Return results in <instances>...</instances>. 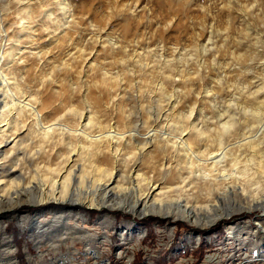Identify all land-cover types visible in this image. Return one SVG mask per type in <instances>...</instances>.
<instances>
[{"label": "rangeland", "instance_id": "374dc122", "mask_svg": "<svg viewBox=\"0 0 264 264\" xmlns=\"http://www.w3.org/2000/svg\"><path fill=\"white\" fill-rule=\"evenodd\" d=\"M0 16V73L16 100L35 98L44 121L72 126L85 114L81 126L94 138L125 135L114 163L105 143L75 153L58 143L45 153L29 121L10 124L0 209L19 207L0 211V264H264L262 180L179 186L159 167V143L136 155L137 141L149 138L137 134L156 116L179 128L190 109L212 111L219 94L233 97L227 103L256 95L245 105L264 112V0H0ZM75 167L69 190L112 209L33 205L36 185ZM115 173L104 195L99 187ZM154 186L149 207L130 212ZM184 203L198 225L182 218Z\"/></svg>", "mask_w": 264, "mask_h": 264}, {"label": "bare ground", "instance_id": "6f19581e", "mask_svg": "<svg viewBox=\"0 0 264 264\" xmlns=\"http://www.w3.org/2000/svg\"><path fill=\"white\" fill-rule=\"evenodd\" d=\"M9 84L0 73V124H4V129H0V145L8 141L5 139L4 132L6 129L10 130L11 123H16L15 127L17 129L15 130H20L22 126L19 127V124L29 121V124L35 130V138L39 141L40 149L45 153H48L53 148V145H58V143H62L69 150L72 149L73 153L78 150L84 151L85 148L99 149V146L101 144L104 146L103 143H105L104 151L110 154L113 161L118 159V148L125 141L124 133L121 137L116 133L114 142L109 139H102L106 134L102 135L103 132L101 130L98 131L99 136L94 138L87 132L86 124L81 126V120L85 119V114H80L79 122L72 126H70V123L65 122L63 118L52 119L50 122L40 120L36 114L38 112H33V106L37 103L36 99H32L30 96L28 98V95H22L18 97L20 100H16L10 93ZM228 95L219 94L214 98V109L201 117V110L190 109L188 116L185 117L187 122L179 128L162 124L161 116H156L152 123H147L149 124L146 126L147 128L142 127L141 132L137 134V138H140L143 132H147L146 134L149 138L143 142L137 141L136 155L142 153L145 148H151L153 143H159V148L156 150L158 153L155 152L162 155L159 158V167L161 170H170V178H173V184L175 183L179 186H187L189 183L194 185L199 182L206 186L209 183L223 182L229 187L232 186L236 189L237 186H243V188L256 186L260 183V180L264 183V151L262 150L264 142V112L259 110L252 111L245 105L248 100L255 101L256 95L245 98L242 103H227L226 97H230ZM134 100L136 102V99ZM23 128H25V125ZM129 140L134 141L130 134ZM72 141L76 143L72 145ZM87 143L89 145L86 147ZM128 143L125 145H128ZM71 158L69 156L65 160V166L72 161ZM37 159V157H30L27 161L31 164ZM134 168L135 166L133 165L130 171L132 172ZM77 172L78 169L76 167L68 172L66 170L62 171V168H60L54 178H47L44 184L36 185L39 198L33 205L39 207L55 203L57 205L67 204L76 210L83 207L112 209V206L106 205L102 200L98 199L96 201L93 197H88L85 192L79 193L82 195L80 197L79 194H75V190H69L68 184L79 179ZM65 173L67 174L63 176ZM184 173L186 175H183ZM116 177H118L116 173L110 174L106 184L99 187V190L104 195L108 193L106 189L115 182ZM157 188L156 186L150 187L151 191L142 200L137 198L130 212L136 214L134 208L140 203L143 207L142 210L149 207L146 205L148 196L152 195ZM18 205V203L11 204L1 208L0 211L14 213L15 209L19 207ZM153 205L154 203L150 207H153ZM180 208L185 214L182 218L188 222L192 220L194 224H199L192 213L188 211V203H184ZM187 211L190 213H187ZM162 216L166 218L169 216L175 217V214L163 213ZM214 222L215 220H212L210 224ZM260 230L261 228L256 227L254 231L259 234Z\"/></svg>", "mask_w": 264, "mask_h": 264}, {"label": "built area", "instance_id": "2783aa9c", "mask_svg": "<svg viewBox=\"0 0 264 264\" xmlns=\"http://www.w3.org/2000/svg\"><path fill=\"white\" fill-rule=\"evenodd\" d=\"M225 236L228 237L227 233L225 234ZM230 237H232V236H230ZM228 238H229V237H228ZM243 263L253 264V261H249V260H247V261H243L241 264H243Z\"/></svg>", "mask_w": 264, "mask_h": 264}]
</instances>
